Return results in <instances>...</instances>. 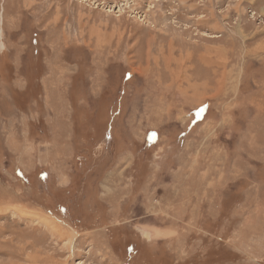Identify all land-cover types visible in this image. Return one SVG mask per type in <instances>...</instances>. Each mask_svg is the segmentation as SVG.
I'll use <instances>...</instances> for the list:
<instances>
[{
  "label": "rangeland",
  "instance_id": "rangeland-1",
  "mask_svg": "<svg viewBox=\"0 0 264 264\" xmlns=\"http://www.w3.org/2000/svg\"><path fill=\"white\" fill-rule=\"evenodd\" d=\"M0 264H264V0H0Z\"/></svg>",
  "mask_w": 264,
  "mask_h": 264
},
{
  "label": "trees",
  "instance_id": "trees-1",
  "mask_svg": "<svg viewBox=\"0 0 264 264\" xmlns=\"http://www.w3.org/2000/svg\"><path fill=\"white\" fill-rule=\"evenodd\" d=\"M63 210H65V208H62Z\"/></svg>",
  "mask_w": 264,
  "mask_h": 264
},
{
  "label": "bare ground",
  "instance_id": "bare-ground-1",
  "mask_svg": "<svg viewBox=\"0 0 264 264\" xmlns=\"http://www.w3.org/2000/svg\"><path fill=\"white\" fill-rule=\"evenodd\" d=\"M2 48H3V45H2Z\"/></svg>",
  "mask_w": 264,
  "mask_h": 264
}]
</instances>
